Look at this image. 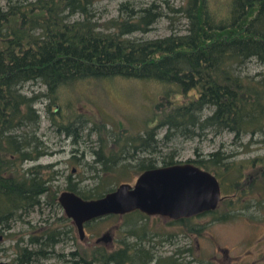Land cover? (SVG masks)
<instances>
[{
  "label": "trees",
  "instance_id": "obj_1",
  "mask_svg": "<svg viewBox=\"0 0 264 264\" xmlns=\"http://www.w3.org/2000/svg\"><path fill=\"white\" fill-rule=\"evenodd\" d=\"M93 1L15 0L0 9V234L41 203L58 207L54 196L46 195L55 174L42 173L49 165L22 167L45 153L35 134L39 115L33 103L38 94L21 93L24 83L44 86L42 95L49 97L46 117L56 130L72 135L73 142L77 134L69 128L79 120L78 114L63 116L61 107L69 105L66 93L76 83L118 79L147 82L152 87L135 131L109 133L103 123L96 127L92 123L96 147L90 149L87 166L97 180L95 186L79 190L81 178L72 181L68 173L64 178V189L83 199L98 197L123 182L129 168L138 174L179 163L172 160L171 150L159 156L160 165H155L157 159L150 154L159 151L158 142L164 145L174 137H200L205 130L213 134L225 130L236 140L241 134L251 136L264 129V77L241 75L248 60L264 63V0H181L175 6L161 0L169 12L182 18L184 26L181 31L153 38L141 35L163 15L158 2L133 7L124 0L118 3L115 17L97 23ZM229 156L217 148L186 160L217 180L222 192L217 205L198 214H208L212 221L233 217L248 206L251 188L240 185L241 163L227 161ZM260 161L264 168V159ZM222 204L227 209L215 214ZM118 216L137 219L131 224L135 227L124 232L138 242L125 247L118 241L111 251L97 248L88 259L72 250L67 253L70 262L134 264L139 258L138 264L151 260L158 264L147 243L152 237L139 222L147 215L133 210L99 218ZM54 227L48 224L38 235L28 232L24 243L21 237L14 240L8 264H33L49 256L54 243L66 239L70 231ZM142 240L146 247L139 244ZM166 258L165 264L173 262Z\"/></svg>",
  "mask_w": 264,
  "mask_h": 264
},
{
  "label": "rangeland",
  "instance_id": "obj_2",
  "mask_svg": "<svg viewBox=\"0 0 264 264\" xmlns=\"http://www.w3.org/2000/svg\"><path fill=\"white\" fill-rule=\"evenodd\" d=\"M13 1L15 2V0H0V9H3L6 3ZM122 1L124 0H94L91 6L94 20L101 23L115 17L117 5ZM126 1L133 7H137L151 0ZM154 1L160 4L163 15L157 18L150 25L149 30L141 36L153 38L163 36L170 31H181L184 26L182 18L169 12L161 0ZM180 2L181 0H167V4L171 6ZM241 75H247L253 79L264 77V63H258L253 59L248 60L241 68ZM146 83L110 79L99 82L83 81L72 86L66 93L69 105L62 106L61 111L63 110V116L67 117L71 113L78 114L79 120L69 128V131L73 130L77 134L74 142L71 141L72 135L56 130L55 125H52L46 117L45 106L49 97L42 95L45 92L44 86L37 82H27L21 86L20 92L26 96L38 94L33 103L39 115L35 134L39 140V148L45 152L34 161L23 163L22 167L32 163L49 165L48 168L42 169V173L47 175V172L53 171L55 174H52L53 180L48 185L46 195L54 196L53 200L57 202L58 193L65 190L64 178L67 173L72 181L81 178L77 183L79 190H89L95 186L97 180L87 166L92 158L90 149L96 147L94 126L103 123L107 132L115 134L133 132L136 128L138 129L137 124L149 103L148 97L152 89ZM62 99H59L60 105ZM62 104L65 105L66 101L64 100ZM161 133L162 129L158 131L156 137L158 138ZM217 148L230 155L227 161L241 163L240 185L251 188L247 194L246 210L242 212L238 210L237 215L223 221H212V217L208 214L192 216L186 222L171 221L169 218L158 215L140 218V225H143V229L149 237H152L147 243L151 245L154 258L159 260L158 264H165L167 256L172 259V264L175 262L179 264H264V191L263 185H259L264 184V168L260 161L264 159V129L251 136L241 134L236 140L230 132L225 130L214 134L205 130L204 135L190 139L174 137L164 145L158 142L159 151L151 153L150 156L157 159L155 165H160L159 156H164L172 150V160L183 163ZM138 156L140 155L136 157ZM128 164L131 165L132 162L129 161ZM136 175L137 172L129 168L123 182L131 184ZM100 176L104 177L101 174ZM242 196L246 197V194ZM226 209L225 205H219L215 214L224 212ZM135 220L137 219L130 216L123 219L118 216L90 220L83 226V235L79 238L72 222L63 215L59 205L57 207L41 203L38 208L22 216L21 220L12 221L9 229L2 231L0 262L7 264L10 262L14 240L21 237L24 243L28 232L38 235L48 224L50 226L53 224L59 231L69 228L67 238L54 243L51 254L36 260L33 264H73L67 254L69 251L77 250L83 258L88 259L90 253L97 248L108 251L111 247L116 248L118 241L121 240L128 243L138 242L124 232L130 227H135L131 225ZM192 228L195 230H191ZM104 234L111 237V246L109 242L100 239L94 242L97 237ZM139 244H144L146 247L145 240L139 241ZM177 249L181 251L176 253ZM153 261L146 264H154Z\"/></svg>",
  "mask_w": 264,
  "mask_h": 264
},
{
  "label": "water",
  "instance_id": "obj_3",
  "mask_svg": "<svg viewBox=\"0 0 264 264\" xmlns=\"http://www.w3.org/2000/svg\"><path fill=\"white\" fill-rule=\"evenodd\" d=\"M219 199L215 177L188 162L142 170L131 184L120 182L95 198L83 199L67 190L56 197L63 215L72 222L79 238L83 235L84 222L105 215L137 210L147 216L188 218L213 210Z\"/></svg>",
  "mask_w": 264,
  "mask_h": 264
},
{
  "label": "flooded vegetation",
  "instance_id": "obj_4",
  "mask_svg": "<svg viewBox=\"0 0 264 264\" xmlns=\"http://www.w3.org/2000/svg\"><path fill=\"white\" fill-rule=\"evenodd\" d=\"M259 185H261V184H259ZM221 197V196H220ZM93 220V219H92ZM171 221H174V220H176V219H170ZM90 221V220H89ZM88 221H86V222H84L83 224H82V228H83V226H85V224L87 223ZM98 239H100V240H104V241H107V242H109L110 243V246H111V237L109 236V235H106V234H104L103 236H101V237H97L95 240H94V242H96ZM165 240V239H164ZM121 243H123V246H127L129 243L128 242H126L125 240H121ZM115 249V248H114ZM111 250H113L112 249V247L108 250V251H111ZM76 251V250H75ZM127 251L126 250H123V253L125 254ZM77 260V259H76ZM135 263L134 264H138V262H139V258H136L135 260ZM170 261H171V259H170ZM172 262V261H171ZM126 264V263H125ZM172 264V263H171Z\"/></svg>",
  "mask_w": 264,
  "mask_h": 264
}]
</instances>
